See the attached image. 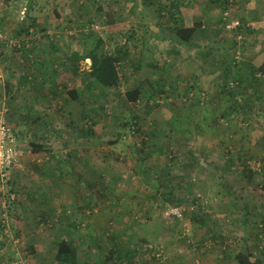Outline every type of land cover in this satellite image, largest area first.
<instances>
[{
  "label": "rangeland",
  "instance_id": "rangeland-1",
  "mask_svg": "<svg viewBox=\"0 0 264 264\" xmlns=\"http://www.w3.org/2000/svg\"><path fill=\"white\" fill-rule=\"evenodd\" d=\"M176 2L182 3L187 24L200 23L192 43L176 36L168 18ZM225 7L239 23L232 30L221 19ZM149 11L161 15L160 34L145 30ZM35 17L40 19L34 22ZM19 28L31 29L18 38H26L36 53L29 57L28 51L0 48V109H7L5 118L22 148L18 166L0 177V264H58L54 240L66 223L60 212L64 207L102 249L111 247L103 240L105 231L117 232L120 246L135 251L130 264L182 259L184 264H237L235 252L255 245L262 252L255 247L252 261L264 264V233L259 232L264 183L253 174L251 185L244 187L243 174L246 166L256 170L264 157V79L248 75L243 94L224 88L230 81L235 85L232 66L241 67L242 80L248 65L264 63V0H0V30L16 36ZM97 38L106 51L129 49L116 88L91 84L88 59L76 65L69 61L71 53L82 54ZM50 42L57 48H47ZM49 74L57 76L54 94L46 83L38 87L40 77ZM158 75L168 79L161 93L160 87L153 90ZM138 84L143 98L134 105L125 92ZM70 88L78 90L79 98L57 96ZM238 98L252 101L247 121L220 117ZM181 113L187 114L183 131L169 123ZM205 116L211 117L208 122ZM125 121L142 130L109 143L117 130H128ZM230 122L235 123L231 129ZM141 137L146 143L137 150ZM32 143L44 150L33 152ZM228 149L235 152L231 164ZM56 159L69 164L56 169ZM97 176L103 178L97 189L119 198L115 209H106L88 190L87 181ZM108 202L112 207L114 201ZM175 207L183 209L181 217L173 216ZM111 211L120 215L109 220ZM82 234L74 232L76 244ZM92 245L83 261L78 250L77 264H101Z\"/></svg>",
  "mask_w": 264,
  "mask_h": 264
},
{
  "label": "trees",
  "instance_id": "trees-1",
  "mask_svg": "<svg viewBox=\"0 0 264 264\" xmlns=\"http://www.w3.org/2000/svg\"><path fill=\"white\" fill-rule=\"evenodd\" d=\"M182 6L181 2H176L174 3V5H171L170 8L171 10L169 11L168 14V18L172 24V28L175 31L176 36L181 40V41H185V42H190L192 43L193 40V36L197 30L198 27H200V23L198 22H194L192 25L190 26H186L184 24V20L180 11V7ZM227 10L226 7L224 8L223 11ZM175 14H177L175 16ZM221 19H222V15H221ZM34 20V18H33ZM1 31V30H0ZM30 30L28 29L25 30L24 28H19L16 31V36H12L15 38H18V36L21 35V33L25 32L30 34L29 32ZM3 32V31H2ZM102 42L103 40L101 38H97L96 41H94V43L92 44V46H85L84 48V52L78 53V52H73L71 53V55L68 56L70 63H72V65H76L77 62L79 60H86L88 59L90 61L88 70L86 72L87 76L90 78V82L91 84H95L98 85L102 88H116L117 86H119L120 84V72H119V66L121 67L122 64H124V59L126 57H128V52L129 49H127L126 46H121L119 48H117L115 51L113 52H109L103 49L102 46ZM32 46L28 47V48H24L21 51H27L31 48ZM1 48V47H0ZM4 48V47H3ZM51 48L55 49L57 48L56 44L52 42V46ZM8 49V48H5ZM15 51H20V50H16V49H12ZM52 61V60H51ZM53 62V61H52ZM140 63L136 64L139 65ZM232 64H236L235 60L234 62H232ZM151 66V65H149ZM138 68V66H135ZM233 67V71H234V83L235 85L233 86V82L230 81L228 83L224 84V88L228 90V92H235L233 90V87H236L238 89H240V91H237L238 93L243 94L244 89L246 88L247 84V78L250 76V78L254 79V80H260V79H264V63H261L258 67H254L252 65H248V67H246V75L247 77H245L244 79L240 80V73L239 70L241 69V67L237 66H232ZM248 68V69H247ZM236 71V72H235ZM249 75V76H248ZM159 76V75H158ZM156 77V76H155ZM24 79H26V76H24ZM239 81H238V80ZM156 80V79H154ZM160 80V81H159ZM165 80L167 81L168 79H163L162 76H159L158 79L156 80V82L153 81V90L157 89L158 87L161 88V91H157V93H161L162 91L164 92V88L168 86V84L165 83ZM160 86H159V85ZM231 84V85H230ZM232 86V87H231ZM158 88V89H160ZM7 89L10 91V88L7 86ZM189 89H194L193 84L189 86ZM189 89L184 92V96H188L189 94ZM56 91L54 93L57 92V89H55ZM8 91V92H9ZM66 94V96H69V98H73V99H77L79 98L78 95V90L76 88H70L68 91H60L59 95L57 96H62V94ZM53 93V94H54ZM143 90L141 89L140 84H138L137 86L127 90L125 92V96L127 98V100L129 102H131L132 104L136 105L139 102H142V98H143ZM186 93V94H185ZM231 96V95H230ZM90 102V99H88ZM87 100V101H88ZM233 104H230V106H228L226 109H224L222 111V113L220 114V117L229 120V116H233L235 121L236 118L240 119L241 121L245 122L247 121L251 111H252V101L251 100H247V99H243V98H238L236 101L233 100ZM82 102V101H80ZM188 104L190 105L189 107H193L194 102H188ZM200 110V109H198ZM203 114L205 112H202ZM182 114V113H181ZM187 114H182L179 117H170L169 123H171V125H178L177 127H179V129L181 131L185 130L186 127L183 126L184 122H187V118H186ZM211 117L209 116H205V122H208V120ZM233 118L230 120L232 121ZM123 121V120H122ZM121 123V122H118ZM131 121H125V124H127L128 126V130L124 131V129H120L116 131V135L109 140V143L114 144L116 142H119L121 140V137L123 136V133L126 132H130V134L134 137L135 135L138 134V131L142 130V128L139 129L138 124L132 123ZM173 123V124H172ZM198 123H202V121H198ZM197 123V124H198ZM238 123V122H237ZM235 123H233L234 125ZM232 122H230V124H228V128L231 129ZM124 126V125H123ZM152 135H156L155 133H151ZM229 139V138H228ZM141 143L136 146L135 148H137V150H141L143 149V147L145 146L146 141L141 137L140 139ZM230 143L235 144V139L231 136L229 139ZM31 150L33 152H41L43 151V145L42 144H38V143H32L31 144ZM231 149H228L226 152H229L228 156H226V162L228 164L234 163L236 160H234V153H230ZM134 152L136 153V150H134ZM241 156L239 155V153L237 152L235 154V158L239 159ZM66 163L69 164V160L67 159H56V164H55V168L58 169L60 168V163ZM43 172H47L46 170ZM54 172V171H53ZM52 172V173H53ZM244 176H245V181L246 183L244 184L246 186L251 185L252 183V175H259L262 177L261 181L262 183H264V157H262L261 162L259 167L254 170L252 168H249L248 166H246V169L243 172ZM146 177V173L144 171L143 174ZM59 178H61V175H58ZM79 177H82L81 175ZM101 179H103L101 176H97L96 180L93 179V182H89L87 181V186H88V190H91V192L93 191L95 193V195L97 196V200L100 201L102 204H105L106 209L108 210H113L115 209L118 204V200L119 198L116 196L115 192L113 191H109V192H105L102 190L97 189V183H99V181H101ZM79 182V179L78 181ZM83 184V183H82ZM156 190H158L159 192H161L160 190V186L156 187ZM87 197L89 198V196L87 195ZM87 197H84V199H88ZM112 199L114 201V206L112 205V207L109 205L108 200ZM139 203H143V199H139ZM177 203V202H176ZM175 202H173L172 205L176 204ZM85 205V203H84ZM86 208H88L87 205H85ZM83 207H81L80 205V210H82ZM199 210V214L201 215V209L203 208L202 206L198 207ZM52 209V208H51ZM245 209V217H244V223H246V221L248 220V214L247 213V205H245L244 207ZM53 211V210H52ZM66 207H64L63 209H60V212L63 213L65 215L64 220L66 221V223L64 224V229L61 230V234L59 233L54 240V247H55V251H54V256L53 259L56 263L58 264H77L79 262V257L77 256V252L79 249L82 250L81 254L83 255V259H81L82 261L84 260V258H87L88 256H90L91 254L88 253V249L90 248V244H93L92 246H96L98 249V253L97 255L101 256V264H130L132 262V258L135 254V251L132 250L129 251L127 248L123 249L122 246H120V244L115 240L116 237V233L117 232H106L105 231V236L103 237V240H106L107 243H109V245H111L110 249H102L101 246L96 245L95 243V239L94 237L90 236L87 233V228L83 227L79 221L73 219L71 217L70 214L66 213ZM83 216H85V218L89 217L86 215L85 211H83ZM120 215V214H119ZM119 215L113 213L112 211L109 213L108 215V219L109 220H113L115 217H118ZM119 220V219H118ZM261 223H259L260 228L262 229L259 232H263L264 233V216L261 217ZM117 223V222H115ZM103 228V227H102ZM113 228V227H112ZM115 229V228H114ZM94 232L99 231L100 229L98 227H96L95 229L93 228ZM83 232V237L80 238L78 240V244L75 243V241L78 239V237H76L74 235V232ZM123 232V231H121ZM119 231V233H121ZM258 234V233H257ZM262 234V233H261ZM99 235V233H98ZM96 235V236H98ZM181 236L182 237V243L185 246H188V239L187 236L183 235L182 231H181ZM263 235H258V241L263 242V240L261 239ZM98 238H100L98 236ZM145 242V241H144ZM256 247V245H255ZM245 248V251L242 250H237L234 254V256L232 257V259H234L237 264H255L258 262L257 261H252L253 258V250L254 248ZM260 247L258 248V246L256 247V251L260 252L261 250ZM262 252V251H261ZM226 255V254H225ZM227 256V255H226ZM80 263V262H79ZM97 263V261L95 262ZM18 264V263H16ZM99 264V262H98ZM173 264H184L183 259L181 261H179L178 263H173Z\"/></svg>",
  "mask_w": 264,
  "mask_h": 264
},
{
  "label": "built area",
  "instance_id": "built-area-1",
  "mask_svg": "<svg viewBox=\"0 0 264 264\" xmlns=\"http://www.w3.org/2000/svg\"><path fill=\"white\" fill-rule=\"evenodd\" d=\"M24 12L23 9L20 13L24 14ZM222 20L226 30H232L239 24L238 21L231 20L228 17L227 10L222 12ZM29 46L30 43H28L26 38H15L0 31V47L21 51ZM6 111L5 107L0 109V177H4L13 167L18 166L22 156V148L17 143L13 129L5 118ZM182 212L183 209L181 207H175L173 209V216L181 217Z\"/></svg>",
  "mask_w": 264,
  "mask_h": 264
},
{
  "label": "crops",
  "instance_id": "crops-1",
  "mask_svg": "<svg viewBox=\"0 0 264 264\" xmlns=\"http://www.w3.org/2000/svg\"><path fill=\"white\" fill-rule=\"evenodd\" d=\"M151 11V10H150ZM149 11V13H148V20L150 21L149 23H145L146 24V28H145V30L148 32V33H152L153 35H155V34H160L159 32H158V28H161L160 27V25H161V19H160V17L159 16H161V15H158L157 13H155V15H153V13L152 12H150ZM181 11V10H180ZM181 14H182V17H183V20H184V24L186 25V26H190V25H192V23L191 24H187L186 22H185V18H184V15H183V13L181 12ZM38 19H40L39 17H35L34 18V22H37V20ZM151 23H153L152 25H151ZM171 23V22H170ZM150 24V25H149ZM52 46V42H50L49 43V45H47V48H50ZM28 52H29V54H28V56L29 57H32V54H34V53H36V51H34L33 50V46L29 49V50H27ZM34 51V52H33ZM27 52V53H28ZM42 52H44V49H42ZM27 56V55H26ZM27 56V57H28ZM44 60V59H43ZM42 60V61H43ZM45 60H47V59H45ZM28 60H26V62H27ZM46 62H48V61H46ZM51 62V61H50ZM26 76V75H25ZM45 77H46V80H45ZM45 77H40L41 79H40V83H39V85H38V87H40V84L41 83H46L47 84V86L49 87V88H51L52 90H51V92L50 93H54L56 90V88H59V87H57L58 86V82H56V80H57V76H55V75H46ZM28 78H30V77H28ZM39 79V78H38ZM23 80H24V77H22L21 78V80L19 81V82H21V83H23ZM60 82H62V86L63 85H65V80L64 79H62V81H60ZM47 87V88H48ZM64 94H65V92H64Z\"/></svg>",
  "mask_w": 264,
  "mask_h": 264
}]
</instances>
